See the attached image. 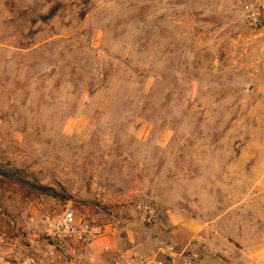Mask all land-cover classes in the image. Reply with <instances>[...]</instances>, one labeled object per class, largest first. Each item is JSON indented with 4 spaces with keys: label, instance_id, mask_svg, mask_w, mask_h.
Listing matches in <instances>:
<instances>
[{
    "label": "rangeland",
    "instance_id": "obj_1",
    "mask_svg": "<svg viewBox=\"0 0 264 264\" xmlns=\"http://www.w3.org/2000/svg\"><path fill=\"white\" fill-rule=\"evenodd\" d=\"M0 170V264L68 205L264 264V28L238 0H0Z\"/></svg>",
    "mask_w": 264,
    "mask_h": 264
},
{
    "label": "built area",
    "instance_id": "obj_2",
    "mask_svg": "<svg viewBox=\"0 0 264 264\" xmlns=\"http://www.w3.org/2000/svg\"><path fill=\"white\" fill-rule=\"evenodd\" d=\"M238 2L246 25L264 28V0ZM136 208L144 222L151 223L154 220L155 209L151 204L139 203ZM122 221L120 213L102 222L94 217L80 215L68 205L53 221L48 222L45 231L48 248L43 253L24 255L13 264H84L85 247L96 238L117 231ZM262 240L264 244V231ZM104 249L109 250V246L105 244ZM200 257V252L190 243L164 241L147 249H118L107 264H200Z\"/></svg>",
    "mask_w": 264,
    "mask_h": 264
},
{
    "label": "crops",
    "instance_id": "obj_3",
    "mask_svg": "<svg viewBox=\"0 0 264 264\" xmlns=\"http://www.w3.org/2000/svg\"><path fill=\"white\" fill-rule=\"evenodd\" d=\"M140 225L141 223L134 220L133 222L125 225L122 228L127 232V235L129 236L130 240H134L133 242H127L123 231H120L119 233L114 232L112 234H106L104 236L96 238L90 245L85 247L84 264H107L116 250L123 249V245L130 244V246L138 248L139 246L137 245V243L138 241H140V239L134 236L133 233H134V227ZM147 229L148 228H145V230ZM144 235L146 236V241L148 242H152L154 244L161 242L159 236L157 235L152 236L149 233V231L147 233H144ZM167 241H172V240H167ZM105 244L109 246V250L104 249ZM204 261L205 259L202 258L200 260V264L204 263Z\"/></svg>",
    "mask_w": 264,
    "mask_h": 264
},
{
    "label": "trees",
    "instance_id": "obj_4",
    "mask_svg": "<svg viewBox=\"0 0 264 264\" xmlns=\"http://www.w3.org/2000/svg\"><path fill=\"white\" fill-rule=\"evenodd\" d=\"M1 171V170H0Z\"/></svg>",
    "mask_w": 264,
    "mask_h": 264
}]
</instances>
